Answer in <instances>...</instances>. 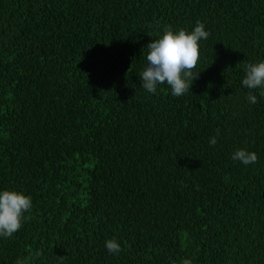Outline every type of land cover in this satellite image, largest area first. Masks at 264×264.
Returning <instances> with one entry per match:
<instances>
[{
    "label": "trees",
    "instance_id": "obj_1",
    "mask_svg": "<svg viewBox=\"0 0 264 264\" xmlns=\"http://www.w3.org/2000/svg\"><path fill=\"white\" fill-rule=\"evenodd\" d=\"M197 21L190 92L148 93L146 45ZM261 61L264 0H0V191L32 201L0 264H264Z\"/></svg>",
    "mask_w": 264,
    "mask_h": 264
},
{
    "label": "clouds",
    "instance_id": "obj_2",
    "mask_svg": "<svg viewBox=\"0 0 264 264\" xmlns=\"http://www.w3.org/2000/svg\"><path fill=\"white\" fill-rule=\"evenodd\" d=\"M209 35L204 24L199 21L191 32L183 29L173 32L170 27L165 28L160 38L146 45L147 65L139 73L141 86L148 93L155 94L159 85L166 84L174 97L190 92L192 82L199 76V73L194 72L199 60V41L208 39ZM244 71L245 76L241 83L249 89L246 99L255 104L257 96L252 94L254 90L260 89L259 95L264 97V61L246 64ZM219 131L217 129L216 136L209 139L210 146L217 144ZM231 159L249 165L256 163L258 157L254 152L237 149ZM31 209L30 196L16 191H0V238H11L18 232L23 222L29 218L25 213H30ZM105 248L109 254H119L122 251L115 239L105 241ZM35 255L39 257L41 253L36 252ZM65 259L66 257L57 258L60 262ZM15 264H23V261L18 259ZM181 264H191V261L184 259Z\"/></svg>",
    "mask_w": 264,
    "mask_h": 264
}]
</instances>
